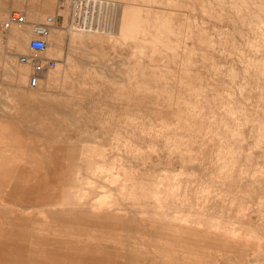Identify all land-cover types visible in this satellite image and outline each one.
I'll return each mask as SVG.
<instances>
[{
	"label": "rangeland",
	"instance_id": "obj_1",
	"mask_svg": "<svg viewBox=\"0 0 264 264\" xmlns=\"http://www.w3.org/2000/svg\"><path fill=\"white\" fill-rule=\"evenodd\" d=\"M48 15L64 41L37 70L19 57ZM9 117L0 264H264V0H0Z\"/></svg>",
	"mask_w": 264,
	"mask_h": 264
},
{
	"label": "crops",
	"instance_id": "obj_2",
	"mask_svg": "<svg viewBox=\"0 0 264 264\" xmlns=\"http://www.w3.org/2000/svg\"><path fill=\"white\" fill-rule=\"evenodd\" d=\"M57 15L55 16L56 19ZM56 22V21H55ZM60 32H61V37H60ZM64 30H62V28H58L57 26H52L49 29V35H48V43H52L53 40H57L59 41L62 40V42L64 41V38L62 37ZM64 36V35H63ZM31 68H34L33 66H30ZM8 69H11L13 71L7 72L10 74H15L16 70H27L28 67H24V66H14V67H8ZM18 74V72H17ZM11 88L7 89L10 90ZM13 89V88H12ZM14 90V89H13ZM11 94V93H10ZM15 94H13L14 96ZM10 100H14L15 97L13 98H9ZM69 116V115H67ZM0 122L3 123H12V125L16 122H18V120L16 118H0ZM80 166V163H78ZM78 168V166H76ZM74 167L72 166H68L67 172H66V181L69 180V178L72 177V171ZM49 177V176H48ZM48 185L49 188L48 190H50L51 192V188L53 187V181L52 179H48ZM69 184L66 182V184L61 187V210H60V214H56L55 218L60 217L61 219V230H60V234L62 236V238L66 239L69 238L70 236H72L74 233H76L77 235H79L80 233H83L84 231L78 226L74 227V225L72 224L71 220L73 218H77L78 220L81 219L82 222H84V209H85V204H77V209L74 210L73 208L70 207V203H71V196L69 194V190H68ZM49 194V193H48ZM53 212V211H52ZM50 217H52V213H50L49 215ZM83 227V225H81Z\"/></svg>",
	"mask_w": 264,
	"mask_h": 264
},
{
	"label": "built area",
	"instance_id": "obj_3",
	"mask_svg": "<svg viewBox=\"0 0 264 264\" xmlns=\"http://www.w3.org/2000/svg\"><path fill=\"white\" fill-rule=\"evenodd\" d=\"M9 21H5L4 26H7L6 23L8 22H22L24 20V16L21 11L14 10L10 13ZM52 22V17L47 16L43 21L37 23L33 27L31 38L29 39L28 47L30 50V56L31 60L33 59V65L35 69H39L41 66L40 61L46 62V67H52L55 65L54 59H47L44 57H41V54L45 50L46 47V41H45V34L47 32L48 24ZM28 60L27 56H20V61L22 63H25ZM34 78L31 79L30 83L33 85L35 84L33 81ZM35 80V79H34Z\"/></svg>",
	"mask_w": 264,
	"mask_h": 264
},
{
	"label": "bare ground",
	"instance_id": "obj_4",
	"mask_svg": "<svg viewBox=\"0 0 264 264\" xmlns=\"http://www.w3.org/2000/svg\"><path fill=\"white\" fill-rule=\"evenodd\" d=\"M14 11V10H13ZM17 11H19V10H17ZM22 12V11H21ZM22 14H23V16H24V20L22 21V22H15L14 21V23H19V24H21V23H24V22H26V18H25V15H24V13L22 12ZM27 14V13H26ZM49 16V15H48ZM11 17V16H10ZM47 17V16H46ZM45 17V18H46ZM52 17V22L50 23V24H48V28H47V32H46V34H45V36H44V38H45V41H46V47H47V36H48V33H49V29L55 24V18L53 17V16H51ZM44 18V19H45ZM43 19V20H44ZM42 20V21H43ZM162 21L161 22H163L164 21V18L163 19H161ZM166 20V19H165ZM29 22V21H28ZM41 22V21H40ZM167 22V21H166ZM37 23H39V22H37ZM37 23H35L34 25H36ZM170 23V22H169ZM163 24H165V22L163 23ZM167 24V23H166ZM27 25V24H26ZM34 25H33V27H34ZM170 25V24H169ZM32 31H33V28H32ZM31 38V37H30ZM29 38V39H30ZM28 43H29V41H28ZM46 47H45V49H46ZM29 48V47H28ZM45 51V50H44ZM43 51V52H44ZM20 58V57H19ZM31 58V57H30ZM30 58H28V60L27 61H29L30 63H31V65H33V59L31 60ZM96 199V198H95ZM100 199H101V197H100ZM92 200V199H91ZM103 204V203H102ZM98 206H99V204H98ZM2 207H4V206H2ZM13 208H15V207H13ZM93 208V207H92ZM98 209H101V208H98ZM10 210H12V209H10ZM14 210V209H13ZM95 210H96V208H95ZM24 214V213H23ZM19 215H20V212H19ZM26 215V214H25ZM18 217V216H17Z\"/></svg>",
	"mask_w": 264,
	"mask_h": 264
}]
</instances>
